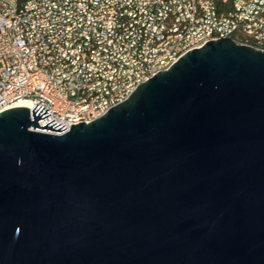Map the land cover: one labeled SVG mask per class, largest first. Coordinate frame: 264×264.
I'll use <instances>...</instances> for the list:
<instances>
[{
  "label": "water",
  "instance_id": "obj_1",
  "mask_svg": "<svg viewBox=\"0 0 264 264\" xmlns=\"http://www.w3.org/2000/svg\"><path fill=\"white\" fill-rule=\"evenodd\" d=\"M48 116L0 113V264H264V51L210 41L88 124Z\"/></svg>",
  "mask_w": 264,
  "mask_h": 264
},
{
  "label": "built area",
  "instance_id": "obj_2",
  "mask_svg": "<svg viewBox=\"0 0 264 264\" xmlns=\"http://www.w3.org/2000/svg\"><path fill=\"white\" fill-rule=\"evenodd\" d=\"M191 32L184 44L159 42L158 32L146 35L150 16L138 26V38L124 36V46L113 49L109 25L152 7L163 25L176 20V8L162 0H0V113L27 100L45 109L50 121L64 126L89 123L124 102L141 84L170 69L187 52L207 42L233 37L214 34V27L232 22L241 30L245 14L264 21V0H185ZM202 26L201 34L193 27ZM160 29V30H161ZM264 38V34H257ZM158 45H166L164 58L149 59ZM51 133V132H49Z\"/></svg>",
  "mask_w": 264,
  "mask_h": 264
},
{
  "label": "bare ground",
  "instance_id": "obj_3",
  "mask_svg": "<svg viewBox=\"0 0 264 264\" xmlns=\"http://www.w3.org/2000/svg\"><path fill=\"white\" fill-rule=\"evenodd\" d=\"M163 7L176 8L178 15L176 20H171L163 25L161 29V18L159 15H152V7H140L135 10L132 16L122 15L121 21H114V25H109V32H117L114 36L113 49H120L124 46V36L128 39L138 38V26L142 25L146 17L150 16V26L146 27V35H154L158 32L159 42H166V45L184 44L185 36L191 32L190 13L185 6V0H162ZM66 12H73V0H66ZM245 21L242 22V29H248L250 32L241 30L232 22H223L214 27V34H226L227 37H233L240 40L239 45L253 47L264 51V38L257 34H264V21L256 20L253 14H245ZM161 29V30H160ZM202 26L193 27V34H201ZM240 36V38H239ZM228 39V38H221ZM235 42V41H234ZM166 45H158L155 52H149V59L164 58ZM12 107L32 108V103L27 100L16 102ZM96 120V117H89V123ZM41 127V126H40ZM49 133L48 131H43Z\"/></svg>",
  "mask_w": 264,
  "mask_h": 264
},
{
  "label": "trees",
  "instance_id": "obj_4",
  "mask_svg": "<svg viewBox=\"0 0 264 264\" xmlns=\"http://www.w3.org/2000/svg\"><path fill=\"white\" fill-rule=\"evenodd\" d=\"M239 38H240V36H239ZM240 40H242V39L241 38L240 39H234L235 43H237V44L241 43Z\"/></svg>",
  "mask_w": 264,
  "mask_h": 264
}]
</instances>
